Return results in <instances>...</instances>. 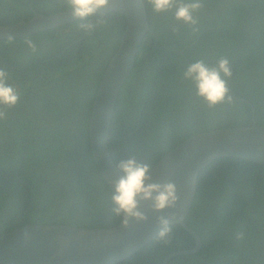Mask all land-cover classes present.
Returning a JSON list of instances; mask_svg holds the SVG:
<instances>
[{
	"label": "trees",
	"instance_id": "16d2710c",
	"mask_svg": "<svg viewBox=\"0 0 264 264\" xmlns=\"http://www.w3.org/2000/svg\"><path fill=\"white\" fill-rule=\"evenodd\" d=\"M193 2L200 4L194 23L175 17L177 7ZM143 3L149 30L110 123L114 163L134 156L150 170L197 133L264 126V0H172L162 11ZM68 9V0H0V25ZM125 25V16L112 11L0 39V69L19 96L14 105H0V235L25 224L109 228L120 222L91 154L88 124ZM220 59L229 62V92L209 105L184 72L196 60L214 67ZM221 77L227 83L230 76ZM184 221L201 246L167 264H264V164L212 161L198 175ZM195 245L192 234L172 224L166 236L116 264H163L168 254Z\"/></svg>",
	"mask_w": 264,
	"mask_h": 264
},
{
	"label": "water",
	"instance_id": "95a60500",
	"mask_svg": "<svg viewBox=\"0 0 264 264\" xmlns=\"http://www.w3.org/2000/svg\"><path fill=\"white\" fill-rule=\"evenodd\" d=\"M119 12L126 18L120 43L109 60L97 88L88 124L93 160L104 181L114 192V181L123 173L108 150L110 123L122 83L129 75L139 46L149 30L143 0H107L96 13ZM80 19L72 9L43 15L35 12L28 20L0 25V39L34 34ZM231 75L226 83L227 92ZM254 112V109H253ZM235 157L264 164V126L251 125L197 133L168 151L150 170V183L175 186L176 201L157 210L151 200L137 197L143 219L122 216L109 228H86L67 224H25L0 235V264H116L153 240L161 230L160 218L168 226L179 224L195 238L193 248L175 251L191 254L201 246L198 234L184 221L191 208L199 173L212 161ZM155 195V193L153 194Z\"/></svg>",
	"mask_w": 264,
	"mask_h": 264
},
{
	"label": "clouds",
	"instance_id": "9594fccd",
	"mask_svg": "<svg viewBox=\"0 0 264 264\" xmlns=\"http://www.w3.org/2000/svg\"><path fill=\"white\" fill-rule=\"evenodd\" d=\"M106 3L107 0H68L72 15L81 19L95 14L97 9L104 7ZM150 3L155 11H162L172 6V0H150ZM199 7L198 2L182 4L177 7L175 17L186 23H194L192 13ZM80 27L87 29L91 25H80ZM228 65L227 59H220L214 67L205 64L202 60H196L187 66L184 77L195 83L198 96L203 97L209 105H213L226 98V80L221 77V73L224 77L231 75ZM7 80L8 73L0 69V105L5 106L14 105L19 98L15 87ZM117 167L123 174L114 181L113 212L118 216L122 215L125 223L127 217L144 218V214L139 210L137 197L151 200L157 210L170 207L176 201L175 186L172 183L147 182L150 179L149 166L141 163L134 156L119 161ZM160 224L159 235L164 237L169 232L168 220L161 217Z\"/></svg>",
	"mask_w": 264,
	"mask_h": 264
}]
</instances>
